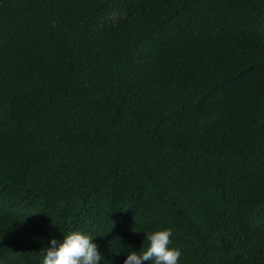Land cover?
Segmentation results:
<instances>
[{"label": "trees", "instance_id": "16d2710c", "mask_svg": "<svg viewBox=\"0 0 264 264\" xmlns=\"http://www.w3.org/2000/svg\"><path fill=\"white\" fill-rule=\"evenodd\" d=\"M164 228L264 264V0H0V264Z\"/></svg>", "mask_w": 264, "mask_h": 264}, {"label": "clouds", "instance_id": "9594fccd", "mask_svg": "<svg viewBox=\"0 0 264 264\" xmlns=\"http://www.w3.org/2000/svg\"><path fill=\"white\" fill-rule=\"evenodd\" d=\"M172 235L171 228L144 234L147 241L145 247L139 251L120 253L125 255L123 264H179L180 249L169 246ZM93 239V235L80 230L69 231L61 239L51 238L41 253L40 264H101L102 261L109 264Z\"/></svg>", "mask_w": 264, "mask_h": 264}]
</instances>
